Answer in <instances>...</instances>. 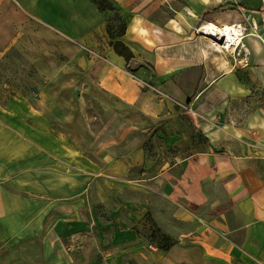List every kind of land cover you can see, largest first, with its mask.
<instances>
[{
    "label": "crops",
    "instance_id": "0c3cea01",
    "mask_svg": "<svg viewBox=\"0 0 264 264\" xmlns=\"http://www.w3.org/2000/svg\"><path fill=\"white\" fill-rule=\"evenodd\" d=\"M41 1L0 0V51L23 49L49 79L36 94L16 88L0 101V259L39 243L57 260L101 224L96 203L123 204L128 215L136 200L161 227L164 220L188 225L165 251L175 263L264 264V23L259 36L245 39L247 65L198 31L204 21L235 22L250 10L262 11V22L264 0H112L125 19L134 71L114 46L94 52L106 19L96 2ZM38 31L69 44L44 40L48 54L40 53ZM71 44L91 49L81 54L83 84L103 107L121 108L112 110L123 115L115 129L112 121L95 129L70 114L61 123L43 102L62 72L55 46L71 53ZM93 75L103 81L91 82ZM118 96L134 104L131 115ZM171 104L191 116L205 145L154 172L143 142L128 137L145 112ZM133 168L139 174L130 176Z\"/></svg>",
    "mask_w": 264,
    "mask_h": 264
},
{
    "label": "rangeland",
    "instance_id": "374dc122",
    "mask_svg": "<svg viewBox=\"0 0 264 264\" xmlns=\"http://www.w3.org/2000/svg\"><path fill=\"white\" fill-rule=\"evenodd\" d=\"M106 8V19L103 27V35L99 38L101 44L94 46V52H106L113 41H123L125 28V19L121 15L118 7L112 0H97ZM45 4V0L41 1ZM60 4V3H59ZM58 4V6H59ZM40 53H46V44L48 41L54 44H61L69 41L61 35L38 31ZM43 37V39L41 38ZM9 41V38H7ZM45 40V41H44ZM71 53L63 52L55 46L53 51L57 55L56 62L60 72L56 78V88L52 93L44 96V103L51 104L56 117L60 122L67 121V116L80 119L86 123L99 128L103 120L112 121L113 129L118 127L122 121V114H116L112 110H121L118 106L103 107L100 105L96 93L85 90L86 78H83L82 72L85 66L80 62L83 47L72 45ZM87 49V53H92ZM44 55V54H41ZM133 57L128 58L130 61ZM131 62H133L131 60ZM128 64V69H135V62ZM103 76H108L107 70H104ZM63 74V76H62ZM103 76L93 75L91 82L98 83L103 81ZM111 79L113 77L109 75ZM111 79L108 80L112 81ZM49 79L40 75L37 69L30 63L23 49L14 48L0 51V101L5 102L9 98L13 89L25 90L36 94L37 87L45 84ZM11 86V87H10ZM72 90V91H71ZM112 93V92H107ZM122 102V108L127 115H131L134 104L118 96ZM122 100V101H121ZM118 102V105L121 103ZM172 107H162L155 115L143 114V121H140V129L136 132L130 131L129 139H140L148 153V158L152 162L154 172L162 170L166 162H176L179 158L191 156L203 149L205 138L197 130L191 116L184 112L178 104H171ZM45 107V105H44ZM138 116V115H137ZM66 118V119H65ZM91 119V120H90ZM68 122V121H67ZM66 123V122H65ZM90 124V125H91ZM96 126V127H95ZM143 130V131H141ZM139 174L137 169L131 171L130 176ZM97 215L101 217V224L95 230L85 236L78 242L72 241L59 259H54L44 255L42 246L39 243H31L15 251L4 252L0 259V264H187L185 262L175 263L167 258L165 251H168L174 243H178V235L181 232H187L188 225L173 224L171 226L164 220L161 227L160 222L155 216L148 212L149 209L138 206V201L131 200L128 206V215L126 206L114 202L107 207V204L96 203ZM123 215V216H122ZM125 233L130 231L137 233V237H130L128 234H118L120 228ZM167 229V230H166ZM67 244V243H66ZM171 246L166 249L167 246ZM165 255V257L163 256ZM247 264L243 259H236L233 262L224 260L207 261L197 258L193 264Z\"/></svg>",
    "mask_w": 264,
    "mask_h": 264
},
{
    "label": "built area",
    "instance_id": "2783aa9c",
    "mask_svg": "<svg viewBox=\"0 0 264 264\" xmlns=\"http://www.w3.org/2000/svg\"><path fill=\"white\" fill-rule=\"evenodd\" d=\"M262 11L250 10L245 13L244 19L235 22H205L198 26V31L202 35L212 38L216 42L223 43L225 49L234 55V58L241 59L247 65L250 61L249 47L245 39L250 34H257L261 23H264V16L260 22L258 16Z\"/></svg>",
    "mask_w": 264,
    "mask_h": 264
},
{
    "label": "trees",
    "instance_id": "16d2710c",
    "mask_svg": "<svg viewBox=\"0 0 264 264\" xmlns=\"http://www.w3.org/2000/svg\"><path fill=\"white\" fill-rule=\"evenodd\" d=\"M91 1L96 2L99 5L100 10H102V11L106 10V8L99 1H97V0H91ZM125 30H126V25H125L123 33L120 34L119 36H124L126 34ZM113 38L114 37H112L111 45L115 47L116 51L119 54L123 55L127 60H128V58L133 57V51L131 50V48L128 45L126 46V44L121 40L113 41ZM170 247L171 246L169 245L166 247V249H169Z\"/></svg>",
    "mask_w": 264,
    "mask_h": 264
}]
</instances>
